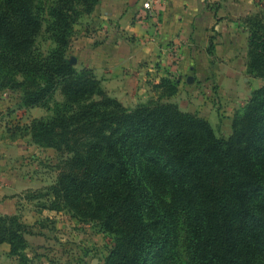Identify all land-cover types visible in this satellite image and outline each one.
I'll list each match as a JSON object with an SVG mask.
<instances>
[{
  "label": "trees",
  "instance_id": "obj_1",
  "mask_svg": "<svg viewBox=\"0 0 264 264\" xmlns=\"http://www.w3.org/2000/svg\"><path fill=\"white\" fill-rule=\"evenodd\" d=\"M37 1L0 0V90L18 92L26 109L62 97L28 127L58 160L40 207L111 238L103 264H264V85L227 139L170 101L178 82L168 78L159 99L127 108L68 60L75 26L101 0H53L46 26ZM246 23L247 72L264 80V13ZM44 29L46 54L36 47ZM30 232L18 215H0V245L21 264Z\"/></svg>",
  "mask_w": 264,
  "mask_h": 264
},
{
  "label": "crops",
  "instance_id": "obj_2",
  "mask_svg": "<svg viewBox=\"0 0 264 264\" xmlns=\"http://www.w3.org/2000/svg\"><path fill=\"white\" fill-rule=\"evenodd\" d=\"M145 2L101 0L75 26L69 62L92 70L127 108L159 99L162 79L176 81L178 92L170 101L229 138L233 116L264 85L247 72L246 23L260 13L264 0H155L152 12L144 10ZM44 116L23 108L18 92L0 90V215H18L31 227L29 264H49L67 240L77 247L87 226L64 211L41 208L35 198L56 180L55 174L47 182L40 160L53 150L34 145L28 131ZM0 264H21L8 244L0 245Z\"/></svg>",
  "mask_w": 264,
  "mask_h": 264
},
{
  "label": "rangeland",
  "instance_id": "obj_3",
  "mask_svg": "<svg viewBox=\"0 0 264 264\" xmlns=\"http://www.w3.org/2000/svg\"><path fill=\"white\" fill-rule=\"evenodd\" d=\"M53 0H38L37 1V13L41 16L44 21V25L46 26V22L49 20L48 17V6ZM260 3L262 0H259ZM264 6V3H262ZM264 13V7L260 11L259 14ZM258 14V13H257ZM36 47L39 52L46 54L50 48L53 47L52 42L49 39V35L45 32L38 38ZM62 97L59 92L55 93L51 100L48 102V106L43 107H35L33 109H37L43 111L45 116L42 118H47L52 115V110L56 107L57 104L61 103ZM50 107V110L47 109ZM47 158V159H46ZM43 169L45 170L46 180L47 182L54 181L55 174L57 176L56 164L58 162L57 155L54 151H50V154L45 157V159H40ZM44 161L46 163H44ZM46 192L43 191L44 194ZM39 203H44L45 198H39ZM74 219V218H73ZM50 220H48V225ZM84 233V239L79 241L77 247L75 243L67 240V247H62V251L59 253L53 254V260L49 262V264H103L104 258L108 255V251L111 248L112 241L111 238L102 234L99 231V228L96 225H87L82 228ZM52 250V249H50ZM53 251H57L53 249ZM52 253V252H51ZM50 254V253H49ZM62 254V255H61ZM49 260V257H48ZM41 262L37 263L40 264Z\"/></svg>",
  "mask_w": 264,
  "mask_h": 264
},
{
  "label": "built area",
  "instance_id": "obj_4",
  "mask_svg": "<svg viewBox=\"0 0 264 264\" xmlns=\"http://www.w3.org/2000/svg\"><path fill=\"white\" fill-rule=\"evenodd\" d=\"M154 5H155V0H146V2L144 3V10L147 12H152L154 9Z\"/></svg>",
  "mask_w": 264,
  "mask_h": 264
}]
</instances>
